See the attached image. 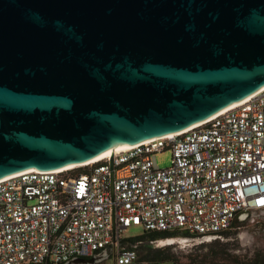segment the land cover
I'll use <instances>...</instances> for the list:
<instances>
[{"label": "water", "instance_id": "water-1", "mask_svg": "<svg viewBox=\"0 0 264 264\" xmlns=\"http://www.w3.org/2000/svg\"><path fill=\"white\" fill-rule=\"evenodd\" d=\"M263 87L264 0H0V179L181 132Z\"/></svg>", "mask_w": 264, "mask_h": 264}, {"label": "built area", "instance_id": "built-area-1", "mask_svg": "<svg viewBox=\"0 0 264 264\" xmlns=\"http://www.w3.org/2000/svg\"><path fill=\"white\" fill-rule=\"evenodd\" d=\"M244 100L79 167L1 178L0 264L95 254L108 255L99 264H150L122 247L130 226L188 238L238 229L242 214L264 210V87ZM166 149L170 165L160 168Z\"/></svg>", "mask_w": 264, "mask_h": 264}, {"label": "rangeland", "instance_id": "rangeland-1", "mask_svg": "<svg viewBox=\"0 0 264 264\" xmlns=\"http://www.w3.org/2000/svg\"><path fill=\"white\" fill-rule=\"evenodd\" d=\"M157 165L160 168H165L170 165L171 152L166 149L159 152L155 156ZM143 234V230L139 226H130L122 234V238L129 240ZM166 238L157 242L145 243L144 246L152 245L153 247H169L170 253L176 256L175 262H163L156 264H202L192 261V257L197 254H203L208 247V242L215 240L224 243V252L236 255L241 260L242 264H249L253 259L264 261V210L248 213L241 220L239 228L230 231L226 237L211 236L205 239L192 238L189 241H182L178 238ZM169 240V241H168ZM128 243H124V247ZM123 247V248H124ZM203 248V249H202ZM141 255L140 250H136ZM105 264H112L111 260H107ZM210 264V263H204Z\"/></svg>", "mask_w": 264, "mask_h": 264}, {"label": "trees", "instance_id": "trees-1", "mask_svg": "<svg viewBox=\"0 0 264 264\" xmlns=\"http://www.w3.org/2000/svg\"><path fill=\"white\" fill-rule=\"evenodd\" d=\"M83 169H77L75 173L83 172ZM239 223V221H237ZM230 232L219 234V237H226ZM177 233H166L158 231H144L142 235L135 238L129 239L124 243H128V246L124 248H134L135 250H140L141 255H139V261H145L150 264L163 263V262H175L177 261L176 256L170 253L169 247H153L152 245L144 246L145 243L157 242L164 240L166 238L178 237ZM196 238V236H192ZM224 243L212 240L208 242L206 247L208 249L203 254L194 255L192 261L198 263H210V264H242L238 256L233 255L228 252H224ZM203 249V248H202ZM249 264H264V261H259L258 259H253Z\"/></svg>", "mask_w": 264, "mask_h": 264}, {"label": "bare ground", "instance_id": "bare-ground-1", "mask_svg": "<svg viewBox=\"0 0 264 264\" xmlns=\"http://www.w3.org/2000/svg\"><path fill=\"white\" fill-rule=\"evenodd\" d=\"M243 101H245V100H243ZM240 103H242V102H239V103L233 104V105L229 106L228 108L234 107V106H236V105H238V104H240ZM228 108H227V109H228ZM125 147H127V146L118 147V148H115V149H113V150H108V151H106L105 153H103V154L97 156L96 158H94V159H92V160H90V161H88V162H86V163H82V164H79V165H71V166L65 167V168H63V169L75 168V167H79V166L85 165V164L90 163V162H94V161L99 160V159H101V158H103V157H105V156L110 155L114 150H119V149H122V148H125Z\"/></svg>", "mask_w": 264, "mask_h": 264}, {"label": "flooded vegetation", "instance_id": "flooded-vegetation-1", "mask_svg": "<svg viewBox=\"0 0 264 264\" xmlns=\"http://www.w3.org/2000/svg\"><path fill=\"white\" fill-rule=\"evenodd\" d=\"M254 212H255V211H254ZM250 213H252V212H250ZM238 221H240V219H239Z\"/></svg>", "mask_w": 264, "mask_h": 264}]
</instances>
